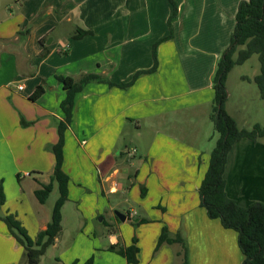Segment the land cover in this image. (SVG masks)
<instances>
[{"label":"crops","instance_id":"0c3cea01","mask_svg":"<svg viewBox=\"0 0 264 264\" xmlns=\"http://www.w3.org/2000/svg\"><path fill=\"white\" fill-rule=\"evenodd\" d=\"M87 1L36 0L33 4L35 13L31 18L20 15L13 20L0 19V185L6 195V202L1 208L3 214L14 211L8 206L9 195L15 192L14 201H24L18 182L22 177L19 175L21 171L28 177L32 174L20 165L26 161L30 167H35L39 153L32 150L44 149L45 145H54L58 140V125L63 120L60 104L65 91L56 77L78 80L86 74H96L116 84L128 82L137 71L152 68L154 44L170 34L168 19L173 12L170 0H96L95 9H90ZM240 1L174 0L178 13L171 25L173 38L161 43L157 54L159 60L164 53L172 54L171 57L176 58L173 68L181 71L180 76L174 73L158 77L164 68L160 60L157 72L141 75L129 88L92 82L76 95L72 122L65 132L63 148V171L69 176L68 199L71 198V187L75 180L71 172L74 164L70 149L73 144L83 148V145L98 139L94 146L100 151L95 164L96 174L99 178L105 177V189L115 192L119 170L113 156L118 149L116 143L120 135L129 125L143 122L149 129L147 134L154 135L152 140L150 137L147 140L148 150L156 145L159 150H166L184 144L180 141L182 137H174L176 127L186 131L192 128V133H199L197 118L184 116L182 111L195 108L199 100H205V96L201 97L202 93L207 95L208 100L213 96L211 101L214 102L213 87L218 63L230 44ZM25 20L28 26H22ZM82 30L92 31V34L76 38ZM6 59L12 60L14 78L10 80L6 79ZM199 69L204 70L203 75L199 74ZM40 84L44 87V94L36 101H31L30 95ZM171 86L172 92H167ZM196 94L197 99L192 98ZM167 99L174 102L172 106L161 105ZM226 110L236 121V110L230 104V99H227ZM22 120L29 125L23 126ZM140 127L136 128L139 134ZM238 127L247 130L244 125ZM85 135L88 140L81 141ZM199 137L193 139L192 148L187 147L191 157L183 158L177 165V178L174 179L170 174L175 164L173 160L166 161L167 157L160 159L165 162L160 161L162 172L156 179L163 197L175 196L165 191L169 183L181 189L175 211L163 205L158 206L166 214L173 213L177 220L174 225L164 224L162 229H167L170 238L180 236L183 239L188 264H241L244 256L238 246L237 232L225 229L219 219L209 218L199 197L195 202L189 200L191 191L188 189V178H199L205 155L199 151V144L194 143ZM174 139L178 143L174 144ZM261 139L242 138L233 145L227 157L224 172L226 192L229 198L242 206L253 202L264 203V143ZM46 156L47 175L28 183L30 195L35 196V191L50 181L55 158L49 153ZM79 164L82 166L81 162ZM83 172L82 167L79 174L82 176ZM6 183L11 184L13 193L8 192ZM193 187L198 193L200 184L197 178L193 180ZM144 194L148 195L145 186L141 195ZM128 215L126 220L130 217ZM49 222L44 218L41 220L38 234L46 229ZM134 222L148 225L155 221L137 216ZM111 241L117 250L135 245L139 250L135 264H141L139 238H133L131 243L120 248H117L116 236L111 235ZM171 246H175L173 253L169 250ZM9 247L18 251V247L22 246L0 220V264H19L14 256L12 258L7 253ZM163 251L167 252L171 261L169 258L161 261L159 257V264L183 263L185 249L181 243L164 242L154 254L159 256ZM121 257L127 264H133L126 257Z\"/></svg>","mask_w":264,"mask_h":264},{"label":"rangeland","instance_id":"374dc122","mask_svg":"<svg viewBox=\"0 0 264 264\" xmlns=\"http://www.w3.org/2000/svg\"><path fill=\"white\" fill-rule=\"evenodd\" d=\"M35 1L36 0H0V19L2 21L4 19L13 20L20 15H23L25 18H31L33 13H35L33 6ZM95 2L96 0L87 1L90 9H95L97 6ZM103 12L105 13L106 10H103ZM12 20L9 21V23H11ZM23 24L28 26L26 20L22 21V26ZM161 43H159V45ZM171 56L172 54L167 52L160 58L164 68L160 73L161 75L158 74V77H165L174 73L180 76L181 71H177L173 68L174 64H176V58H172ZM7 60L8 75L6 79L10 80L14 78V71L13 66H11L12 60L6 59V61ZM157 60L159 65L160 60L158 59V54ZM154 62L155 59L153 56V65ZM155 72H157V70ZM198 72L199 74H204L203 69H199ZM259 72L260 63L258 57L257 55H253L245 64L235 66L229 72L226 81L228 99H230V104L236 110V122L240 126L244 125L248 131H251L256 126L254 124H259L261 128H264V99L260 98L259 88L253 81L254 76L259 74ZM244 77L247 79H244ZM14 80H18V78ZM172 88L173 86L169 87L167 92H172ZM157 92L159 93V91ZM202 94L201 97L205 96L204 98L206 99L199 100L198 102L200 103L197 107H192L187 110L184 109L182 111L184 116L191 115L194 119L197 118L200 131L196 135L192 133V128L186 131L185 129L176 127V132L173 133L175 134L174 137H182L180 141L184 142V144L178 145V148L159 150L158 145H156L152 150H148L147 140L149 137L152 140L154 135L147 134L149 129L143 122L140 124L139 122H137V124H131L125 129L124 133L120 135L119 141L116 143L118 149L115 150L113 156L114 162L118 165L117 169L119 170V175L115 180L117 188L115 192H110L108 189H105V177L99 178L96 174L95 164L98 161L97 155H99L100 151H97L94 146L98 139L90 141L88 145L82 144L83 148L77 144L71 146L70 154L73 156L72 163L74 164L71 167V172L72 176L75 177L70 192L71 198H69V201H67L62 208L61 232L56 242L39 258L38 264H88V260L92 258L93 261L91 264H127L116 252L110 251L111 245L115 244L111 241V235L116 236L118 239L117 248L131 243L133 238H139L142 249L141 264H159V257H161V261L168 260V258L171 261V257L167 255V252L163 251L159 256L157 253L154 254V252H156V248L159 247L158 240L164 224L174 225L177 220L173 217V213L166 214V212L158 208V206L163 205L171 211H175L178 207L181 189L178 185L175 187L172 186V183H169L168 186L165 187V191L174 193L176 197H163L159 188L160 183L157 181L156 177L162 172L159 165L160 161L165 162L164 159H160L167 157L169 160L165 159L166 161L172 159L175 163L171 168L172 171L170 174L174 179L177 178L179 174L177 165H180L183 158L187 156L191 157L190 150L187 147L192 148L193 139L196 136H200L198 140L196 139V141H194V143L199 144V151L201 150V152L205 154L202 160V166L200 167V176L199 178H188L190 180V182H188V189L191 191V198L189 200L195 202L198 200V197L200 199L199 190L198 193L194 191L193 180L197 178V181L199 180V184H201L208 168L210 153L214 149L216 141L219 138V134L216 132L214 124L209 118V115L212 114L214 105V102L211 101L213 96L208 100L207 95L205 93ZM197 96L196 94L192 98L197 99ZM173 103L171 99H167V101L162 102L161 105L170 107ZM204 112H206V114H204ZM206 115H208V117ZM170 117L173 116L170 115ZM138 126H141V134H139L138 129H136ZM213 134L214 137L212 138ZM261 138L260 141L264 143V136ZM84 139L86 141L88 140L87 135L83 138L81 137V141ZM172 141L174 144L178 143L176 139ZM54 145H45L44 149L41 147V149L32 150V152L36 151L39 153L38 158L35 160V167H30L26 161L20 165L23 170H29V173L32 174L31 177H28L24 171H21L22 173L19 175L22 177L18 182L21 184V195H24L23 203H20L17 199L14 201L13 197L15 192L11 189V184L6 183L8 192H14L12 195H9L10 202L8 204L11 210L14 209V211L5 214L0 211V215H14L21 223L22 227L25 228L28 236L33 240L37 238L36 236L40 231L39 226L41 225V220L43 218L46 222L51 220L54 204L59 197V190L57 183H55L56 186L48 196L45 204L42 205L37 201L34 195L29 194L28 183L45 178V174L47 175V166L45 167L46 154L49 153L51 157L55 158L53 152ZM25 152H28V150ZM174 152L177 156H175ZM77 161H79V163L81 162L82 166L77 163ZM178 161L179 163H177ZM54 166L55 165H53V170ZM82 167L85 172H83L84 174L81 176L79 172ZM40 169L42 171H40ZM38 172L39 174H36ZM110 172H112V170ZM180 184L181 183H179V185ZM144 186L148 189L147 196H145V194L144 196L141 195ZM115 211H119L125 215L130 214V217L122 222L116 217ZM137 216L148 217L155 222L148 225L136 224L134 219ZM169 250L173 253L175 246H171ZM7 253H9L10 257L14 256L19 264L21 262L22 264H27L26 251L23 247H18V251L11 250L9 247ZM174 260L177 261L176 258Z\"/></svg>","mask_w":264,"mask_h":264},{"label":"trees","instance_id":"16d2710c","mask_svg":"<svg viewBox=\"0 0 264 264\" xmlns=\"http://www.w3.org/2000/svg\"><path fill=\"white\" fill-rule=\"evenodd\" d=\"M170 2L173 6L172 15L168 19L170 34L154 44L155 62L152 68L137 71L130 81L119 84L110 82L96 74H86L79 80L72 77H56L63 86L65 97L60 104L63 120L58 125V142L53 146L55 166L50 181L47 184H42V188L35 191L37 200L41 204H45L54 184L57 183L59 197L54 204L51 220L46 229L41 231L33 240L14 215H0V220L7 225L10 234L25 249L28 264H38L39 258L55 243L61 232L62 208L69 200V176L63 171V147L65 132L72 122L76 95L92 82L106 83L110 87L126 89L133 86L141 75L154 73L158 68L157 47L159 43L172 38L171 25L178 13L174 0H170ZM90 34L92 31L82 30L75 37L81 38ZM253 55H257L260 63V72L254 77V82L259 88L261 98L264 99V0H242L239 3L230 45L218 63L213 87L214 105L211 120L219 138L210 153L208 168L199 187L200 204L206 209L208 217L219 219L225 229L237 232L238 246L244 256L241 264H264V203L253 202L248 206H242L236 200L229 198L224 179L225 166L228 154L237 141L242 138L255 140L257 137H263L264 128L256 125L251 131H248L238 127L235 119L226 110L228 99L226 81L229 72L235 66L244 64ZM43 94L44 87L40 84L29 99L36 101ZM22 125L27 126L29 124L22 120ZM5 202L3 186L0 185V211ZM164 242L168 244L181 243L185 249L182 264H188L187 249L180 236L170 238L167 229L164 228L159 237L158 246ZM110 250L126 257L130 263H136V254L139 250L135 245L125 250L121 248L117 250L113 244ZM92 261L89 259L87 263L91 264Z\"/></svg>","mask_w":264,"mask_h":264},{"label":"water","instance_id":"95a60500","mask_svg":"<svg viewBox=\"0 0 264 264\" xmlns=\"http://www.w3.org/2000/svg\"><path fill=\"white\" fill-rule=\"evenodd\" d=\"M114 213H115L116 217L118 219H120L122 222H124L126 220V215L125 214H123V213H121L119 211H115Z\"/></svg>","mask_w":264,"mask_h":264},{"label":"built area","instance_id":"2783aa9c","mask_svg":"<svg viewBox=\"0 0 264 264\" xmlns=\"http://www.w3.org/2000/svg\"><path fill=\"white\" fill-rule=\"evenodd\" d=\"M19 90H22V87H19Z\"/></svg>","mask_w":264,"mask_h":264}]
</instances>
